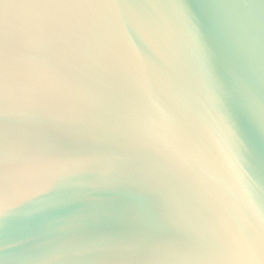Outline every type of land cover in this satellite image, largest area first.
I'll use <instances>...</instances> for the list:
<instances>
[{
  "label": "water",
  "instance_id": "1",
  "mask_svg": "<svg viewBox=\"0 0 264 264\" xmlns=\"http://www.w3.org/2000/svg\"><path fill=\"white\" fill-rule=\"evenodd\" d=\"M0 23V264H264V0Z\"/></svg>",
  "mask_w": 264,
  "mask_h": 264
},
{
  "label": "snow or ice",
  "instance_id": "2",
  "mask_svg": "<svg viewBox=\"0 0 264 264\" xmlns=\"http://www.w3.org/2000/svg\"><path fill=\"white\" fill-rule=\"evenodd\" d=\"M3 39H4L3 25L2 23H0V48H2ZM0 113H2V110H0Z\"/></svg>",
  "mask_w": 264,
  "mask_h": 264
},
{
  "label": "clouds",
  "instance_id": "3",
  "mask_svg": "<svg viewBox=\"0 0 264 264\" xmlns=\"http://www.w3.org/2000/svg\"><path fill=\"white\" fill-rule=\"evenodd\" d=\"M248 203H249V205L251 206V201H250V199H249Z\"/></svg>",
  "mask_w": 264,
  "mask_h": 264
}]
</instances>
